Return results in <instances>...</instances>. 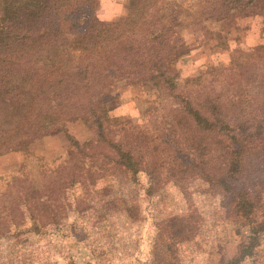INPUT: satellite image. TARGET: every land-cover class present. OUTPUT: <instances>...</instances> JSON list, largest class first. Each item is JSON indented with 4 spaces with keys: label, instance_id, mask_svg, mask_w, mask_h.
<instances>
[{
    "label": "rangeland",
    "instance_id": "obj_1",
    "mask_svg": "<svg viewBox=\"0 0 264 264\" xmlns=\"http://www.w3.org/2000/svg\"><path fill=\"white\" fill-rule=\"evenodd\" d=\"M10 4L11 0H0V54L15 25ZM43 4L65 5L70 12L81 5L91 9L76 27L64 24V38L57 37L66 42L60 48L65 67L85 59L86 52L78 50L84 44H71L74 34L86 35L95 47L88 60L105 56L111 50L110 36L117 35V43L122 35H130L126 31L150 32L151 46L159 42L155 53L149 48L157 59H167L161 81L142 71L128 78L117 71L112 85L90 92L91 98L102 100L111 118L145 122L157 165L140 173L146 170L142 161L120 151L137 176L115 178L111 170L103 175L99 150L92 147L90 157L79 158L83 177L57 187L47 199L38 197L42 179L36 164L69 167L64 170L70 176L79 171V164L71 157L67 135L80 141L92 136L89 113L65 102L52 105L51 93L45 125L61 129L34 139L28 151L0 154V264H226L231 258L236 264H264V244L250 247L234 234L235 227L264 232V1ZM126 19L133 28L117 31L114 24ZM123 67L127 72L133 69ZM168 76L174 86L167 83ZM184 96L192 103L182 101ZM79 98L84 101L86 96ZM200 98L212 104L213 114L196 108ZM189 106L198 122L192 126L195 135L185 139L175 126V115ZM227 125L233 130L225 134ZM210 127L221 136L213 138ZM119 139L125 147V134ZM18 170L26 172V181L17 183L29 185L32 206L16 199L17 190L9 191L5 184L6 176ZM238 200L243 209L235 207Z\"/></svg>",
    "mask_w": 264,
    "mask_h": 264
},
{
    "label": "trees",
    "instance_id": "obj_2",
    "mask_svg": "<svg viewBox=\"0 0 264 264\" xmlns=\"http://www.w3.org/2000/svg\"><path fill=\"white\" fill-rule=\"evenodd\" d=\"M253 2L254 0H240V3L245 5ZM85 6L81 5L70 12V8L65 5L52 8L45 6L43 0H11L9 10L12 12L15 25L7 34L8 47L0 54V154L11 150L28 151L29 144L34 139L61 129L59 126L45 125L44 113L48 110L45 104L52 93V105L58 101L65 102L76 109L82 107L89 113L87 127L91 130L92 136L80 141L72 135H67L71 157L78 164L81 163L79 158L90 157L91 149L94 147L99 150L98 165L103 175L106 170L107 172L111 170L109 173L115 178L120 174L126 179L137 176L124 159H121L120 151L127 157L140 159L146 170L139 172L146 174L152 167H156L157 161L150 141L151 133L145 127V122L111 118L104 109L105 104L102 100L91 98L90 92L93 88L112 85L113 77L119 76L117 71H124L127 78L142 71L146 77L149 76L158 83L164 77L161 66L167 63V59L164 61L153 56L152 51L155 53L159 49V42L155 47L151 46L150 32L136 34L137 31H126L125 28L129 26L133 28L130 19H126L115 23L114 26L117 31L120 27L130 35H122L124 32L117 33L122 35L117 43H114L117 35L110 36L111 50L105 56L94 60H88L94 57L89 53L95 47L90 45L87 36L74 34L75 39L71 44L78 41L84 44L78 50L86 52L85 59L65 67L62 63L65 55L60 48L65 46L66 42H60L57 37H63L64 24L67 23L69 28H74L83 18L90 16L91 9ZM150 6L152 5L146 8ZM71 46L68 44L67 48ZM149 46L153 48L152 51ZM72 49L75 50V47ZM125 65L132 67V71H125L123 67ZM166 80L171 86L176 84L173 77L168 76ZM191 82L193 86L198 85V81ZM79 95L86 96V99L81 100ZM183 99L186 104L188 101L192 103L190 97L184 96ZM195 106L202 114L205 112L210 115L214 112L212 104L203 98L197 99ZM187 117H191L190 121ZM197 122L198 118L190 106L175 115V126L185 139L195 135L192 126ZM230 129L233 130L229 125L224 126L222 132L227 130L225 134H228ZM209 130H212L213 138L218 134L221 136V131H215L211 127ZM122 134H125L127 140L125 147L119 139ZM107 164L110 168L106 167ZM36 167L42 179V186L37 195L46 199L54 195L57 187L63 188L70 183L74 184L85 175V168L81 164L76 167L79 171H71L70 176L64 170L69 167L46 168L43 162L37 163ZM22 170L8 174L5 184L9 186V191L12 187L17 190L14 195L16 199L32 206L35 200H31L34 199V195L29 185H18L26 178V172ZM238 196H241L240 193ZM235 207L243 209L244 204L238 200ZM43 208L46 209V206ZM246 209L244 208V211ZM234 234L250 247L264 244V232L260 233L255 228L245 232L235 227ZM226 264H236V258L228 259Z\"/></svg>",
    "mask_w": 264,
    "mask_h": 264
},
{
    "label": "clouds",
    "instance_id": "obj_3",
    "mask_svg": "<svg viewBox=\"0 0 264 264\" xmlns=\"http://www.w3.org/2000/svg\"><path fill=\"white\" fill-rule=\"evenodd\" d=\"M100 18H101V19H106V18H109V17H106V16H101Z\"/></svg>",
    "mask_w": 264,
    "mask_h": 264
}]
</instances>
